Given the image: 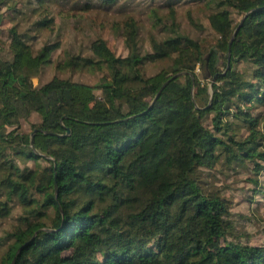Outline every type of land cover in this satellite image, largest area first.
I'll use <instances>...</instances> for the list:
<instances>
[{"label": "trees", "instance_id": "16d2710c", "mask_svg": "<svg viewBox=\"0 0 264 264\" xmlns=\"http://www.w3.org/2000/svg\"><path fill=\"white\" fill-rule=\"evenodd\" d=\"M241 174L264 197V0H0V264H264Z\"/></svg>", "mask_w": 264, "mask_h": 264}, {"label": "rangeland", "instance_id": "374dc122", "mask_svg": "<svg viewBox=\"0 0 264 264\" xmlns=\"http://www.w3.org/2000/svg\"><path fill=\"white\" fill-rule=\"evenodd\" d=\"M92 18V21H88L87 24L83 26L85 30H88V28H90L91 30L83 33L88 35L89 33L93 34V32H97L98 34L103 36L106 41L109 42V45L117 52L118 55L126 56L127 51L124 47L123 40L121 38L115 37L111 32L110 28L108 27L110 26L109 20L106 19V17L100 15L96 18ZM8 24V21H6L4 25L8 26ZM52 76L53 73L49 72L46 75L44 81L50 80ZM81 79L82 81H90V79L86 75H84ZM33 82L34 85H37L41 81L39 79H34ZM261 178L264 184V175H262ZM217 184L221 187L227 184L230 185V187H224L222 189L223 194L227 195L233 200V212L245 214V216L247 217L244 226L245 231H248L250 235L248 237L249 239H246V242H249L251 244L264 243V237L261 235V230L264 227V197L261 194H256L255 196L253 195L250 200L246 199L249 194L246 190L253 189V185L247 181V177L245 174H241L239 176V179L231 175V177L227 179L226 182L222 180Z\"/></svg>", "mask_w": 264, "mask_h": 264}, {"label": "water", "instance_id": "95a60500", "mask_svg": "<svg viewBox=\"0 0 264 264\" xmlns=\"http://www.w3.org/2000/svg\"><path fill=\"white\" fill-rule=\"evenodd\" d=\"M254 11H255V10H254ZM248 15H249V13H247L246 16L243 18V20H242V22L240 23L239 27H238V28L236 29V31L234 32V35H233V37H232L230 43H232L233 40L235 39V37H236V35H237L239 29H240L241 26L244 24V22H245V20H246V18H247ZM230 45H231V44H230ZM177 76H178V75H176V76H174V77H177ZM168 83H169V82H167L166 84H164V86L162 87V89L160 90V92L164 89V87H165ZM210 91H211V93L213 94V84L210 86ZM160 92H159V94H160ZM159 94H158V95H159ZM34 135H35V132L32 134V141H31V144H32L33 148H34ZM13 264H14V262H13Z\"/></svg>", "mask_w": 264, "mask_h": 264}]
</instances>
